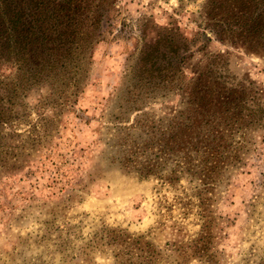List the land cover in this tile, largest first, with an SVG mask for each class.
<instances>
[{
    "label": "rangeland",
    "instance_id": "374dc122",
    "mask_svg": "<svg viewBox=\"0 0 264 264\" xmlns=\"http://www.w3.org/2000/svg\"><path fill=\"white\" fill-rule=\"evenodd\" d=\"M204 3L101 0L105 30L81 92L56 110L44 105L48 86L18 98L24 116L15 134L27 138L33 123L40 129L38 108L50 121L26 164L0 173V264H264V135L254 134L243 165L204 201L206 244L196 183L160 150L183 107L180 87L208 54L222 53L230 75L264 90V53L217 40ZM166 28L193 41L192 51L171 90L134 100L140 51ZM148 161L156 174L140 175Z\"/></svg>",
    "mask_w": 264,
    "mask_h": 264
},
{
    "label": "trees",
    "instance_id": "16d2710c",
    "mask_svg": "<svg viewBox=\"0 0 264 264\" xmlns=\"http://www.w3.org/2000/svg\"><path fill=\"white\" fill-rule=\"evenodd\" d=\"M88 1L94 6L84 4ZM100 1L0 0V173L26 164L39 131H46L44 126L50 121L38 108L43 129L37 130L33 123L25 131L27 138L15 134L24 116L18 98L34 87L48 86L52 99L44 105L51 104L56 110L83 89L85 66L107 20L100 11ZM202 7L217 40L246 52L264 53V0H205ZM193 45L174 28L157 33L140 51L134 71L137 82L128 94L141 99L157 88L158 94L171 90ZM225 63L222 53H210L203 65L192 71L180 87L183 107L173 125L161 134L162 153L198 188L196 196L205 218L199 240L204 244L210 232L204 201L229 169L243 165L254 134L264 135L263 88L247 77L230 75ZM153 166L148 161L136 171L156 174ZM170 171L167 180L173 183L179 177L176 169Z\"/></svg>",
    "mask_w": 264,
    "mask_h": 264
}]
</instances>
